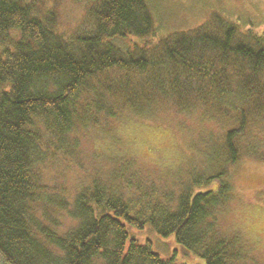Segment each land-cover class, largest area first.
Segmentation results:
<instances>
[{
    "label": "trees",
    "instance_id": "trees-1",
    "mask_svg": "<svg viewBox=\"0 0 264 264\" xmlns=\"http://www.w3.org/2000/svg\"><path fill=\"white\" fill-rule=\"evenodd\" d=\"M40 1L0 0V264H189L131 232L145 227L205 264H264L224 235L218 214L233 192L227 166L264 121V32L215 15L143 44L159 31L147 0H94V33L66 36L55 12L36 11ZM167 107L226 123L207 174L178 191L138 174L96 175L71 201L42 181L49 159L74 156L78 130ZM63 210L65 229L54 216Z\"/></svg>",
    "mask_w": 264,
    "mask_h": 264
},
{
    "label": "rangeland",
    "instance_id": "rangeland-1",
    "mask_svg": "<svg viewBox=\"0 0 264 264\" xmlns=\"http://www.w3.org/2000/svg\"><path fill=\"white\" fill-rule=\"evenodd\" d=\"M147 1L159 31L152 37L141 38L139 42L143 44L152 45L163 35L178 30H194L210 22L215 15L238 22L243 33H247L248 29H253L258 34L264 32V0ZM94 6V0H42L36 4V11L41 14L55 12L60 31L66 36H85L95 31L91 9ZM240 36H243L242 33ZM12 37L16 39L17 33H13ZM105 120L89 124L87 129H80L75 133L79 144L74 149L73 157L60 155L49 159L42 166L41 179L50 193L54 192L57 197L71 201L75 193L89 185L96 175L107 179L111 178L113 173H124L127 179L138 174L144 183L166 186L165 188L178 191L183 183L190 181L193 172H209L208 152L212 147L221 150V128L226 125L224 121L219 123L218 119L201 117L200 111L180 113L172 107L156 110L148 116H134L124 112L114 119ZM159 127L170 129L171 135L159 142H153L150 132ZM258 134L264 138V121L251 127L249 135L243 138L241 156L253 155L264 159L263 140L261 142L253 138ZM126 165L129 167L125 168ZM216 186V182H213L206 188L214 189ZM232 191V197L218 213L220 227L224 235L236 234L241 237L250 254L264 262V250L257 249L242 232L232 227L228 216L232 202L238 200V194L233 187ZM255 195L258 199H264V188H259ZM55 213L56 221L61 224L62 229L73 223L67 211ZM131 232L142 241L151 239L155 249L163 257L176 253L179 261L205 264L201 257L186 252L174 237H161L151 227H145L144 230L131 228Z\"/></svg>",
    "mask_w": 264,
    "mask_h": 264
},
{
    "label": "clouds",
    "instance_id": "clouds-1",
    "mask_svg": "<svg viewBox=\"0 0 264 264\" xmlns=\"http://www.w3.org/2000/svg\"><path fill=\"white\" fill-rule=\"evenodd\" d=\"M170 135L171 130L165 127L150 132L153 142H159ZM226 178L238 194V200L232 202L228 216L232 227L242 232L257 249L264 250V199H258L255 195L259 188H264V159L243 155L227 166Z\"/></svg>",
    "mask_w": 264,
    "mask_h": 264
}]
</instances>
